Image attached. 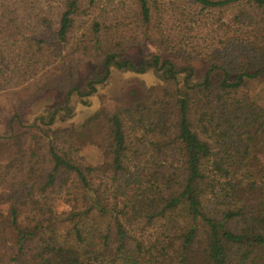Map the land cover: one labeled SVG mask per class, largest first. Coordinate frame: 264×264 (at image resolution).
I'll list each match as a JSON object with an SVG mask.
<instances>
[{
  "label": "trees",
  "instance_id": "16d2710c",
  "mask_svg": "<svg viewBox=\"0 0 264 264\" xmlns=\"http://www.w3.org/2000/svg\"><path fill=\"white\" fill-rule=\"evenodd\" d=\"M107 1L0 0V96L67 92L9 122L45 146L0 155V263L264 264V97L246 92L264 80V0ZM149 44L162 54L127 58ZM90 60L98 72L71 86ZM114 72L161 85L56 127ZM85 128L94 160L75 141Z\"/></svg>",
  "mask_w": 264,
  "mask_h": 264
},
{
  "label": "rangeland",
  "instance_id": "374dc122",
  "mask_svg": "<svg viewBox=\"0 0 264 264\" xmlns=\"http://www.w3.org/2000/svg\"><path fill=\"white\" fill-rule=\"evenodd\" d=\"M118 2V1H116ZM107 0H102L101 6H112L116 3ZM156 54H162L154 45H147L145 47L135 46L131 47L127 53V58L133 60L136 64L144 63L149 57ZM166 58L172 60L178 69H182L184 66H191L195 69L196 77H200L206 70V64L202 61H191L188 63L181 62L176 55L165 54ZM97 62L87 61L84 63L77 72V81L74 85H84L88 76L98 72ZM161 85V81L158 79L154 72H148L146 74H136L133 72H114L112 78L105 87H101L98 90V94L89 99L90 105H76L75 115L72 120L66 123L58 124L59 128H73L78 126L84 120L92 116L99 110H106L113 112L119 107L130 106L137 101L141 100L148 89L154 86ZM69 86V85H68ZM33 90L31 93H24L19 96L18 99L10 98L8 95L0 96V136L4 135L5 138L0 141V155L6 156L7 151L12 149V154L19 155L21 150L24 153H31L35 146L40 145L39 139L33 141L30 134H24L23 128L17 123L12 135L9 133L10 120L15 114H19L24 123L30 125L37 117L41 115H47L52 109L60 106L66 100L65 89H49L48 91ZM250 95L260 93L264 97V80L252 84V90H246ZM21 100V101H20ZM90 131L85 128L78 131L75 134V141L77 146L87 152V156L90 160H94L97 152L91 148L90 145ZM40 146H45V142L41 141ZM90 147V148H89ZM19 159V157H17ZM20 161V159H19ZM7 163H0V168ZM1 172V170H0ZM4 175H1L3 177ZM19 177V176H18ZM7 190L3 189L0 193L6 194ZM66 203L59 201L57 203L58 210H65L68 208ZM9 205H0V216L8 212ZM0 249V254H1ZM0 264H3L1 262ZM5 264V260H4Z\"/></svg>",
  "mask_w": 264,
  "mask_h": 264
}]
</instances>
